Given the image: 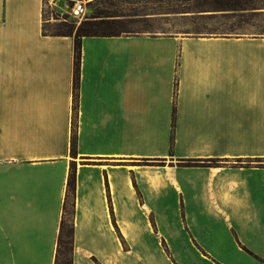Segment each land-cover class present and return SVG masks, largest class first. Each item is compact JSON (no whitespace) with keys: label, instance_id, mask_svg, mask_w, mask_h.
Masks as SVG:
<instances>
[{"label":"crops","instance_id":"crops-1","mask_svg":"<svg viewBox=\"0 0 264 264\" xmlns=\"http://www.w3.org/2000/svg\"><path fill=\"white\" fill-rule=\"evenodd\" d=\"M180 2L80 36L73 153L75 33L0 0V264H55L72 165V264H264V8Z\"/></svg>","mask_w":264,"mask_h":264},{"label":"rangeland","instance_id":"rangeland-1","mask_svg":"<svg viewBox=\"0 0 264 264\" xmlns=\"http://www.w3.org/2000/svg\"><path fill=\"white\" fill-rule=\"evenodd\" d=\"M251 1L252 5L264 8V0ZM44 3L46 15L53 21L46 26V29L53 32L76 33L81 23L91 17L100 18L99 23L94 27L97 32L112 33L126 30L167 34L178 29L187 32L190 25L187 16H182L179 20L176 17L173 19L174 13L188 11L190 4L180 0H84L86 17L77 20L66 18L70 14L74 0H44ZM206 6H212V2L191 4L193 10H200ZM54 18L59 22H55ZM195 27H199L198 20L194 24ZM250 30L264 31V21H260L257 27ZM69 220L71 221V217Z\"/></svg>","mask_w":264,"mask_h":264},{"label":"trees","instance_id":"trees-1","mask_svg":"<svg viewBox=\"0 0 264 264\" xmlns=\"http://www.w3.org/2000/svg\"><path fill=\"white\" fill-rule=\"evenodd\" d=\"M64 23V22H63ZM99 20L88 18L81 23V26L77 29L76 36V73L74 78V90H75V104H74V120H73V137H72V152H76V90L78 88V71H79V52H80V36L83 34H95L97 31L94 27L97 26ZM92 29V30H91ZM94 30V31H93ZM57 33H74L73 31H56ZM75 188H76V169L75 166H71L66 197L63 205V216L60 226V233L57 245V253L55 264H72V248H73V233H74V206H75ZM71 217V221L69 220ZM69 255V257H68Z\"/></svg>","mask_w":264,"mask_h":264},{"label":"built area","instance_id":"built-area-1","mask_svg":"<svg viewBox=\"0 0 264 264\" xmlns=\"http://www.w3.org/2000/svg\"><path fill=\"white\" fill-rule=\"evenodd\" d=\"M84 17H86V3H84V0H74L70 14L66 18L77 20Z\"/></svg>","mask_w":264,"mask_h":264}]
</instances>
